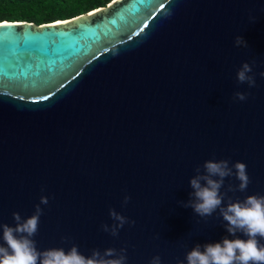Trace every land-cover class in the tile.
I'll use <instances>...</instances> for the list:
<instances>
[{"label": "water", "instance_id": "water-1", "mask_svg": "<svg viewBox=\"0 0 264 264\" xmlns=\"http://www.w3.org/2000/svg\"><path fill=\"white\" fill-rule=\"evenodd\" d=\"M253 61L256 86L238 84ZM261 72L264 0H113L65 21L1 22L0 224L47 196L39 250L67 251L68 236L86 257L126 246L127 264H186L195 245L234 239L218 210L201 218L179 202L211 159L247 165L233 201L264 196ZM110 208L135 221L115 238L100 227Z\"/></svg>", "mask_w": 264, "mask_h": 264}, {"label": "clouds", "instance_id": "clouds-1", "mask_svg": "<svg viewBox=\"0 0 264 264\" xmlns=\"http://www.w3.org/2000/svg\"><path fill=\"white\" fill-rule=\"evenodd\" d=\"M255 17H250L252 22ZM236 47L248 48L247 41L237 35L234 40ZM252 64L244 62L238 69L236 79L238 84L247 83L249 88L256 86L255 73ZM251 73V74H250ZM264 77V72L260 73ZM247 93H234V100L245 101ZM195 175L190 178L192 191L187 202H179L185 208H192L201 218L212 216L219 211V217L225 224L226 231L234 239L224 237L221 242L195 245L186 254V264H264V196L248 195L244 200H232L229 192H245L251 179L247 165L243 162L231 164L227 159L207 160L202 166L195 168ZM234 177L238 185L229 183L225 188L227 178ZM221 189H225L221 191ZM44 191V189H41ZM131 197L125 195L122 205H127ZM226 201V203H225ZM49 198L41 196L39 204L35 205L31 216L24 218L19 212H13L15 226L0 224L2 241L0 243V264H127V247L107 248L103 252L93 249L91 255L81 254L78 245L72 243L71 237L63 236L64 244H71L65 250L63 247L39 250L34 237L39 231L40 218L44 213L41 205H48ZM113 224H102L101 230L112 237H118L120 229L125 224H135L115 209H109ZM241 233L246 239L237 236ZM259 238V239H258ZM203 248V250H202ZM149 264H161L159 255L153 256ZM177 264H184L178 260Z\"/></svg>", "mask_w": 264, "mask_h": 264}, {"label": "trees", "instance_id": "trees-1", "mask_svg": "<svg viewBox=\"0 0 264 264\" xmlns=\"http://www.w3.org/2000/svg\"><path fill=\"white\" fill-rule=\"evenodd\" d=\"M113 0H0V23L37 25L65 21L105 7Z\"/></svg>", "mask_w": 264, "mask_h": 264}]
</instances>
